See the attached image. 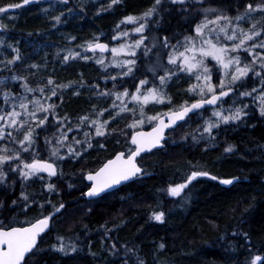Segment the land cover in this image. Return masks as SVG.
Masks as SVG:
<instances>
[{
  "label": "trees",
  "instance_id": "trees-1",
  "mask_svg": "<svg viewBox=\"0 0 264 264\" xmlns=\"http://www.w3.org/2000/svg\"><path fill=\"white\" fill-rule=\"evenodd\" d=\"M21 2L0 0V6ZM228 2L213 0L212 6H226ZM152 3L153 0H121L109 8L104 2L95 0H68L67 4L62 0H34L0 13L2 25L6 26L0 27V40L3 41L0 50L8 52L6 57L10 59L15 55L12 48H17L22 57L11 66L12 71L4 70L0 74L26 76L32 87L48 77L57 83L79 81L83 74L86 86L79 90V95H73L74 89H65L63 103L56 97L49 101L58 105L56 113L60 117L67 114L75 125L77 118L87 114L96 103L98 95L89 90L88 85L98 84L97 91L110 89L111 85L103 83L104 72L93 61L76 58L65 62L62 51L72 49L82 53L81 46L94 38L110 43L117 31L116 25L125 16L138 15ZM233 12L235 9L230 13ZM56 16H60L59 23L53 19ZM163 24L164 30H158V34L174 36L172 42L189 33L188 26L175 14L165 15ZM31 65L39 67L31 68ZM142 72L146 73V67ZM20 83L13 81L12 90L19 91ZM186 88L187 83L181 80L168 85L173 106L181 104L187 94ZM234 100L236 106H249L246 109L248 115L242 121L214 129V141L204 134L205 138L197 136L198 139L192 142L189 135L192 128L195 133L202 125L198 123L209 117L212 108L189 115L186 120L191 127L187 139L173 142L174 131H170L162 149L138 158L145 175L89 201L83 196L87 189L83 172L94 171L119 151L127 154L129 148L133 149L127 139H118L127 133L125 123L110 121L109 131L115 130L114 133L106 138H95L93 148L86 149L90 153L88 157L82 155L78 160L67 157L60 163L63 175L58 174L50 181L56 186L55 192L49 193L44 187L45 182L40 180L21 181L12 176L16 183H9L7 189L0 190L3 220L13 223L34 220L42 211L39 204H44L45 215L54 210L52 205H65L52 221V230L38 241L41 251L33 257L35 264H125V261L136 264L138 258L145 264H249L253 254H264V117L260 116L258 104L251 97L229 96L223 105ZM95 106L97 110L101 109L99 105ZM187 123L182 122L175 130L183 129ZM55 132L56 128L50 127L40 134L35 150L41 157H48L45 136L52 137ZM97 140L104 148L97 145ZM228 144L235 145L230 154L224 152ZM93 161H96L95 167L90 169ZM193 170L208 171L221 179L232 176L240 179L225 186L218 180L197 178L180 197L169 196V185L183 182ZM45 178L47 181V176ZM22 191L29 197L30 206L26 212L20 195ZM33 199L36 204H31ZM13 200L17 202L15 205ZM47 200L51 205L46 203ZM153 211L165 212L164 223L149 219ZM244 233L250 240L245 239ZM57 236L64 237L65 243H75L80 250L70 255L55 251L52 245L59 243ZM161 243L165 245L162 250L159 248ZM127 249L134 251L125 256Z\"/></svg>",
  "mask_w": 264,
  "mask_h": 264
},
{
  "label": "snow or ice",
  "instance_id": "snow-or-ice-1",
  "mask_svg": "<svg viewBox=\"0 0 264 264\" xmlns=\"http://www.w3.org/2000/svg\"><path fill=\"white\" fill-rule=\"evenodd\" d=\"M32 2L34 0H22L21 3L0 6V13H7L9 9L20 8ZM62 2L67 4L68 0ZM120 2L121 0H110L108 7L111 8ZM212 2L213 0H153L152 5L144 12L125 16L116 25L117 32L112 36L113 40H119L135 33L139 34V38L132 39L131 43L125 41L111 48L107 43H100L98 38L82 45L85 52H92L94 56L99 51L100 56L95 59L96 64L101 65L105 70L111 66L120 71L116 75L104 77L113 82L112 89L97 91L98 84L88 85L89 90L95 91L96 95L114 97V99L109 108L97 110L93 105L92 113L78 117L75 125L67 114L60 117L56 113L58 105L49 101L56 97L63 103L65 89H74L73 95H79V90L86 86L82 78L83 74L79 81L67 83H57L52 77H48L36 87L30 85L26 76L13 74L10 78L0 79V97L3 98V104H0V141H5L0 145V186L7 189L10 178L15 176L21 181L40 180L45 182L44 187L49 193L55 192L56 186L50 181L58 174H63L62 171L58 173L59 162L65 157L80 159L86 149L93 148L92 141L95 138H106L107 135L114 133L115 130L109 131L110 121L116 122L124 113L132 116L131 123L126 127L135 129L130 138V144L135 148L134 150L129 148L127 154L117 152L97 170L87 173L86 179L91 182L87 192L83 193L87 197H101L123 182L133 181L145 175L137 157L143 152L163 148L167 143L166 130L175 131L176 127L181 126L178 121L187 123L186 118H190V113L201 114V110L207 111L206 105L212 106V112L197 129L200 139L205 138L204 134H207V138L214 141V129H219L222 124L242 121L248 115L247 104L224 109L222 105L225 97H251L253 102H259L258 111L260 116L264 117V0L255 4L244 3V0H229L226 6L216 7L212 6ZM241 6H243L242 11ZM233 9L236 11L234 16L229 14ZM173 14L181 17L188 26L187 31L190 34L184 35L182 40H176L175 44L172 43L174 36L169 35L153 36L151 46L145 44L148 37L144 33L149 25L154 24L157 30H164L165 15L171 17ZM254 14H258L260 19L257 20ZM53 19L57 23L60 22V16ZM244 22H250L247 29L242 27ZM121 24H131L134 27L120 30ZM0 27L6 26L0 24ZM0 44H3L2 40ZM141 48L145 57L153 52V49H157L156 62L149 65L146 70L147 73H151V79L144 72L141 73L143 78L136 75L140 71L137 61L141 59L137 55V50ZM12 51L15 55L10 59L5 57L4 60H0V65H3V69L0 70L12 71L11 66L22 60L19 49L12 48ZM106 51H110L112 57L108 64L105 63L103 56ZM165 56L167 62L163 63L162 58ZM76 58L87 61L93 57L69 51L63 60L67 62ZM209 58L215 61L211 67ZM177 73H185L189 79L194 77L196 82L190 84L187 89L193 97L192 102L185 100L179 105L170 107L167 112L148 115L145 106L150 103L153 106L173 103L166 88L173 77L178 78ZM214 74L218 83L213 82ZM252 77L258 79L260 87H252L249 91L246 80ZM118 78L121 80L129 78L130 86L123 87V91L118 90ZM9 79L20 81V88L23 91L13 92L7 83ZM130 88L134 91H130ZM241 88L245 90L240 91ZM254 93L256 95H253ZM129 103L133 107H129ZM233 103L235 105V100ZM106 113L109 119H103ZM146 122L151 125V130L147 132L139 130ZM50 127H55L56 132L52 137L45 136L48 157L44 158L35 150V146L40 134L47 132ZM70 132H82L83 139L73 136L70 140L68 136ZM189 135L194 141L198 139L195 133ZM184 138L187 139V135ZM96 143L100 148H104V144L99 140ZM62 148L66 149L64 154H61ZM234 149L235 145L228 144L224 152L230 154ZM44 174H47V181ZM199 177L218 180L220 184L226 186L233 185L240 179L236 176L221 179L208 171L193 170L183 182L169 185L168 194L172 197H180ZM11 183L15 184V181ZM20 195L24 201L23 210L26 212L30 206L29 197L23 191ZM12 203L15 205L17 202L13 200ZM36 203L35 199L31 200V204ZM46 203L51 205L50 200ZM38 207L42 211L34 220L15 221V223L0 220V264H30V261L31 264H35L33 257L41 251L38 241L43 240V237L52 230V221L65 205L63 203L58 207L52 205L54 210L46 215L43 213L44 204H39ZM149 219L164 223L165 212L153 211ZM243 235L246 240H250L247 233ZM56 239L59 243L52 245V249L63 255H70L80 250L75 243H65V238L62 236H57ZM115 248L113 244L112 249ZM159 248L162 250L165 245L161 243ZM132 251L134 250L127 249L125 256ZM136 264H145V262L138 258ZM249 264H264V254H253Z\"/></svg>",
  "mask_w": 264,
  "mask_h": 264
},
{
  "label": "rangeland",
  "instance_id": "rangeland-1",
  "mask_svg": "<svg viewBox=\"0 0 264 264\" xmlns=\"http://www.w3.org/2000/svg\"><path fill=\"white\" fill-rule=\"evenodd\" d=\"M95 1H98V2H101V1H102V2H104V5H106L107 7H108V5H109V3H110V0H95ZM247 2H252L253 4H255V3L260 2V0H246V3H247ZM242 10H243V8L241 9V11H242ZM229 14L232 15V16H234V15L236 14V11L233 12V13H229ZM254 15H255V18H256L257 20L260 19V17H259L258 14H254ZM0 24H2V20H0ZM249 26H250V22H244V23H242V27H244L245 29H247ZM122 27H123L122 30H129V29H131L132 27H134V25H131V24H122ZM116 32H117V31H116ZM116 32L114 33V35L116 34ZM188 34H190V33H187V34H184V35H188ZM144 35L148 37V39L145 41V44H147V45H149V46H151V38H152L153 36H159V34H158V30L156 29V27H155L154 24H150V25H149V28H147V29L145 30ZM184 35H183V36H184ZM183 36L179 37L177 40H182V39H183ZM134 38H139V34L131 33L129 37H122V38L119 39V40H113V39H111V41H110V43H109V47L111 48V47H114V46H119L120 43H124L125 41H127L128 43H131V42H132V39H134ZM172 43L175 44V43H176V40L173 41ZM142 47H143V46H142ZM81 49H82V48H81ZM181 50H182V49H181ZM69 51L76 52V50L65 49V50L62 51V54H61L62 58H63L65 55H67ZM81 51H82V53H81L82 55H88L89 57H93L92 59H90V61H93V63L96 64V63H95V59L98 58V57L100 56V53H96L95 56H94L93 53H91V52H85L84 49H82ZM156 52H157V49H153V52L149 53V55H148L147 57H145V56L142 55V48L137 50V55L141 57V59L137 61V64H138V66H139V68H140V71H138V72H142L143 69H144V67H146V70H147V67H148L149 65H152V64H154V63L156 62V60H157ZM6 55H8V52H7V53H3V51L0 50V60H4L5 57H6ZM103 56H104V58H105V63H106V64H108L109 61L112 59L110 51H109L108 53H106V54H103ZM249 59H251V57H249ZM72 60H74V59H69V61H72ZM69 61H67V62H69ZM87 61H89V60H87ZM162 62H163V63H166V62H167V58H166V56L162 58ZM214 64H215V61H212L211 58H209V66L211 67V66H213ZM96 65L100 67V69H101L102 72H104V74H103L104 77H105V76H109V77H110V76H112V75H116L117 72L120 71V69H117V68H115V67H111V66H110L107 70H105V68H103L101 65H98V64H96ZM142 67H143V69H142ZM0 69H3V65H0ZM3 71H4V70H0V72H3ZM13 73H15V72H13ZM146 74L148 75V78H149V79L152 78V77H151V73H147V72H146ZM160 74L162 75L163 73L161 72ZM12 75H13V74H11V75L9 76V78H10ZM249 75L251 76V74H249ZM177 76H178V78H177V77H173V79L170 80V81L168 82V85H169L171 82H175V83H177V82H179V80H181V81L187 83V88H186V93H187V94H186L185 97L182 98L181 103H182L183 101H185V100H190V99L193 100V97L191 96L190 93L187 92V89L189 88V85H190V84H193V83L196 82L195 79H194V77H193L192 79H189L188 76H187V74H185V73H177ZM4 77H7V76H6V75H2V74H0V79H2V78H4ZM139 77H140V78H143L141 75H139ZM104 81H105V82H104ZM254 81H255V83H254ZM12 82H13V81H11L10 79H9L8 82H7L11 90L13 89V88H12ZM108 82H109L108 85H111V88H110V89H112V87H113V82H112L110 79L106 80L105 78H103V83H108ZM156 82H157V84H158V81H156ZM213 82H214V83H218V80L216 79V74H214V76H213ZM130 83H131V81L129 80V78H123L122 80H121L120 78H118V80H117V89L120 90V91H123V87H129V86H130ZM34 85H35V87L37 86V84H35V83H34ZM246 86H247V90L250 91L252 87H257V88H259V87H260V84H259V81H258L257 78L252 77L251 79H249V80L247 79V80H246ZM167 87H168V86H167ZM244 90H245L244 88H241V89H240V91H244ZM12 91H13V92H22L23 89L20 88L19 91H17V90H15V91L12 90ZM130 91H134V89H131V88H130ZM166 91H167V88H166ZM167 93H168V92H167ZM31 95H32V94H29V96H31ZM253 95H256V94L254 93ZM195 98H199V97H195ZM247 98H249V97H247ZM113 99H114V97H101V96H97V97H96V103L94 102V103L92 104V106H91V108L88 110L87 114L92 113V107H93V105H99L101 108H109V106H110V104L112 103V100H113ZM0 100L2 101L1 104H3V98H2V97H0ZM190 102H192V101H190ZM117 103L119 104V101H117ZM256 103L258 104L259 102L256 101ZM173 105H174V104L172 103L171 105L165 104V105H155V106H153V105L150 103L149 105L145 106V111L147 112L148 115H152V114H154V113H156V112H159V111H160V112H167L168 109H169L170 107H174ZM128 106H129V107H133V105H132L131 103H129ZM222 106H223L224 109H228L229 107H235V106H236V102H235V105H234V103H233V101H232V102H230L229 104H227V105H222ZM158 107H165V108H163V109H159ZM227 107H228V108H227ZM211 108H212V107H211ZM156 109H158V110H156ZM161 110H162V111H161ZM110 111H111V109H110ZM211 112H212V111H211ZM137 114H138V109H137ZM106 115H107V116H106ZM106 115H105V116H106L105 119H109L107 113H106ZM210 115H211V114H210ZM210 115H209V116H210ZM93 118H94V114H93ZM206 119H207V118H206ZM117 120H118L117 123H122V122L125 123V124H124V129L127 130V133L122 134L118 139H121L120 141H122V140L124 141V140L127 139V140L130 142L131 133H132L135 129L127 128L126 125H128V124L131 123V121H132V116H131V114H128V113L121 114V117L117 118ZM203 123H204V120H203L202 123H198V125H201V124L203 125ZM73 125H74V124H73ZM202 125H201V126H202ZM149 126H151V125H150L149 123L146 122V123L143 125V127H142L141 129H143V128H147V127H149ZM115 127H116V126H115ZM119 127H120V126H119ZM190 127H191V124H190V123H187L186 126H185L183 129H180L179 131L176 129V130L174 131L173 135H172V141L175 142V141H177V140L180 139V138H183V139H184V137H185V136L187 135V133H188V129L190 130ZM193 130H194V129L192 128V130L190 131L189 134L194 133ZM195 134H196L198 137L200 136V133H199L198 131H196ZM68 136H69V139H70V140H71V138H72L73 136H76L77 139H83V133H82V132H79V133H77V132H70V133H68ZM191 141L194 142V140H192V138H191ZM195 141H196V140H195ZM0 145H3V144L0 143ZM9 147H12V145H9ZM76 147H79V146H76ZM46 152H48V146H47ZM65 152H66V149L62 148V149H61V154H64ZM82 155H85L84 157H88V156L90 155V153L86 150L85 152H83ZM84 157H83V159H85ZM83 159H82V160H83ZM65 160H67V157H65V159H64L63 161H65ZM97 161H99V160H97ZM61 162H62V161L59 162V172L62 171V173H63V165H62V164L60 165ZM90 164H91L90 169H92V168L95 167L96 161H93V162H91ZM83 165H84V164H83ZM90 169H89V170H90ZM87 172H89V171H88V170H85V171L83 172V177H84V175H85ZM62 175H63V174H62ZM199 178H207V177H199ZM13 180H14V179H12V177H11L9 183L12 184L11 181H13ZM14 181H15V180H14ZM30 181H32V180H30ZM15 183H16V181H15ZM12 185H14V184H12ZM3 187H4V186H0V190H2ZM87 187H88V185H87ZM83 196H84V195H83ZM169 196H170V195H169ZM171 197H172V196H171ZM89 201H90V200H89ZM0 208H1V204H0ZM19 213H20V212H19ZM16 214H17V213H16ZM151 214H152V213H151ZM151 214H150V216H151ZM17 215H18V214H17ZM0 220H3L1 214H0ZM152 221H155V220H152ZM156 222H157V221H156Z\"/></svg>",
  "mask_w": 264,
  "mask_h": 264
},
{
  "label": "water",
  "instance_id": "water-1",
  "mask_svg": "<svg viewBox=\"0 0 264 264\" xmlns=\"http://www.w3.org/2000/svg\"><path fill=\"white\" fill-rule=\"evenodd\" d=\"M99 42H100V43H107V44H109L108 42H106V41H102V40H100ZM108 52H109V51H106V52H104L103 54H106V53H108ZM91 53H92V52H91ZM97 53H99V51H97ZM225 98H226V97H225ZM225 98H224V99H225ZM211 107H212V106H208V105L205 106V108H211ZM189 115H192V114L190 113ZM182 122H183V121H178L177 123L180 124V123H182ZM139 130L147 132V131H150V130H151V126L148 127V128H143V129H139ZM169 131H171V130H166V134H165V135H166V140L168 139V132H169ZM134 148H135V146L133 145V150H134ZM159 149H162V148L152 149V151H156V150H159ZM152 151H151V152H152ZM119 152H123V151H119ZM148 153H150V152H143V153H141V156L144 155V154H148ZM115 154H116V153H115ZM115 154H114V155H115ZM114 155H113L112 157H114ZM141 156H140V157H141ZM112 157H110V158H108V159H111ZM138 158H139V157H137V160H138ZM108 159H106L104 162H106ZM104 162H103V163H104ZM103 163H102V164H103ZM102 164H101L99 167H101ZM99 167H98V168H99ZM98 168H97V169H98ZM97 169H96V170H97ZM94 171H95V170H94ZM87 173H88V172H87ZM87 173L84 175V180H85V183H86V184L88 185V187H89L90 184H91V182L88 181V180L86 179V175H87ZM44 175H47V174H44ZM129 182H131V181L123 182L122 184H120V185L114 187L113 189H111L110 192H112V191L118 189L120 186L125 185L126 183H129ZM225 186H226V185H225ZM87 189H88V188H87ZM87 189H86L85 193L87 192ZM110 192H109V193H110ZM103 195H104V194H103ZM103 195H102V196H103ZM84 197H85L87 200H95V199L100 198V197H87L86 195H84Z\"/></svg>",
  "mask_w": 264,
  "mask_h": 264
},
{
  "label": "bare ground",
  "instance_id": "bare-ground-1",
  "mask_svg": "<svg viewBox=\"0 0 264 264\" xmlns=\"http://www.w3.org/2000/svg\"><path fill=\"white\" fill-rule=\"evenodd\" d=\"M31 220V219H30Z\"/></svg>",
  "mask_w": 264,
  "mask_h": 264
}]
</instances>
